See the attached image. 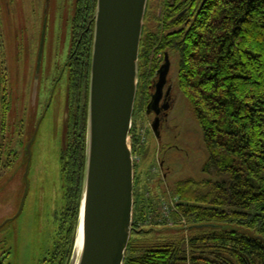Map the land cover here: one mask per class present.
<instances>
[{
    "label": "trees",
    "instance_id": "16d2710c",
    "mask_svg": "<svg viewBox=\"0 0 264 264\" xmlns=\"http://www.w3.org/2000/svg\"><path fill=\"white\" fill-rule=\"evenodd\" d=\"M200 3L186 2L191 6L185 15V5L168 3L160 18L152 17L148 4L133 118L142 109L148 114L158 71L175 54L178 87L208 153L203 172L213 180H184L172 190L178 198L175 218L189 221L188 239L149 240L155 229L134 222L125 264H264V0ZM96 7L97 0L77 1L68 59L71 115L61 158L66 206L47 264H71L77 237ZM152 207L158 213V202ZM225 225L254 235L221 229Z\"/></svg>",
    "mask_w": 264,
    "mask_h": 264
},
{
    "label": "rangeland",
    "instance_id": "374dc122",
    "mask_svg": "<svg viewBox=\"0 0 264 264\" xmlns=\"http://www.w3.org/2000/svg\"><path fill=\"white\" fill-rule=\"evenodd\" d=\"M77 1L48 0L46 7L47 0H0V264H47L60 238L61 212L66 206L61 156L67 139V64L73 48ZM151 6L152 17L159 18L166 7L163 0H153ZM169 55L172 100L159 137L153 129L155 115L147 114L146 109L133 118L131 136L135 161L133 224L153 227L149 240L188 239L189 221L175 218L178 198L172 190L180 181L211 179L203 172L208 153L202 130L178 87L177 57ZM157 202L159 211L155 213L152 206ZM165 204L174 206L169 216L160 212ZM148 208L150 212L145 214L143 210ZM180 225L185 231L175 227ZM221 229L254 235L236 225Z\"/></svg>",
    "mask_w": 264,
    "mask_h": 264
},
{
    "label": "water",
    "instance_id": "95a60500",
    "mask_svg": "<svg viewBox=\"0 0 264 264\" xmlns=\"http://www.w3.org/2000/svg\"><path fill=\"white\" fill-rule=\"evenodd\" d=\"M148 4L149 0H97L85 176L71 264H125L135 208L131 131ZM46 29L45 22L38 69ZM170 68L167 55L158 71L156 93L148 105V114L153 110L159 113ZM169 106L164 104L162 110L167 111ZM159 128L160 119H156L153 129L158 137Z\"/></svg>",
    "mask_w": 264,
    "mask_h": 264
},
{
    "label": "flooded vegetation",
    "instance_id": "af4514ba",
    "mask_svg": "<svg viewBox=\"0 0 264 264\" xmlns=\"http://www.w3.org/2000/svg\"><path fill=\"white\" fill-rule=\"evenodd\" d=\"M152 1L153 0H149V3L151 2L152 3ZM189 0H170V2L169 3H171L173 6H176V7H179V6H184L185 5V8H186V10H184L183 11V13H182V15H185V14H188V7H186V6H191V4H185L186 2H188ZM197 1V3L198 2H201L200 4V7L202 6V3H203V1L204 0H196ZM163 2L165 3V6H166V4H168L167 2H166V0H163ZM48 6V0H47V5H46V7ZM40 52V51H39ZM70 57V56H69ZM166 59V58H165ZM42 64V63H41ZM165 64V62L162 64V66ZM68 65V64H67ZM161 66V67H162ZM41 67V66H40ZM37 69H38V61H37ZM40 69V68H39ZM38 69V70H39ZM161 69V68H160ZM169 76H170V72H169V74H168V76H167V83H166V85H165V87H164V90H163V97H162V99H161V101H160V104H159V107H158V111H159V113H157L155 110H153L152 111V113L155 115V120L156 119H160V124H161V122L164 120V118H165V115H166V111H163L162 110V108H163V106H164V104H171V100H172V87H171V85H168V83H169ZM36 77L38 78L39 77V72H38V75H36ZM158 78H159V76L157 75V79H156V83H155V87H154V89H153V93H152V96L156 93V84H157V82H158ZM14 100H12V98H10V103L12 104V102H13ZM151 101H152V99H151ZM150 101V102H151ZM3 110H6V106L3 108ZM5 113V116H7V112L6 111H4ZM70 115H71V108H70V101H69V93H68V96H67V111H66V118H65V123H66V121H67V129H68V126H69V121H70ZM66 125V124H65ZM66 127V126H65ZM26 150H27V146L25 147V151H24V154H26ZM61 158H62V156H61Z\"/></svg>",
    "mask_w": 264,
    "mask_h": 264
},
{
    "label": "built area",
    "instance_id": "2783aa9c",
    "mask_svg": "<svg viewBox=\"0 0 264 264\" xmlns=\"http://www.w3.org/2000/svg\"><path fill=\"white\" fill-rule=\"evenodd\" d=\"M169 207H170V208H169ZM172 208H174L173 204H171V206L165 204V205H163V206L161 207V212H162V214H164V216H169L170 211H171ZM184 222H185V220H184Z\"/></svg>",
    "mask_w": 264,
    "mask_h": 264
}]
</instances>
